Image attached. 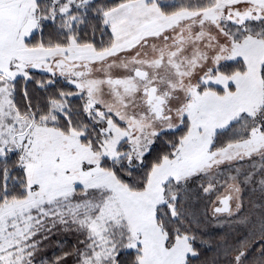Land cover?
<instances>
[{"label": "snow or ice", "instance_id": "snow-or-ice-1", "mask_svg": "<svg viewBox=\"0 0 264 264\" xmlns=\"http://www.w3.org/2000/svg\"><path fill=\"white\" fill-rule=\"evenodd\" d=\"M0 264H264V0H0Z\"/></svg>", "mask_w": 264, "mask_h": 264}]
</instances>
